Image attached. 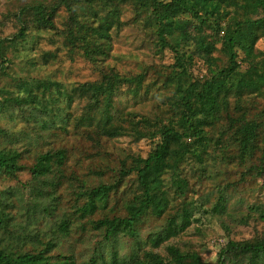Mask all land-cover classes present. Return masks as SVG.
Masks as SVG:
<instances>
[{"label": "trees", "instance_id": "obj_1", "mask_svg": "<svg viewBox=\"0 0 264 264\" xmlns=\"http://www.w3.org/2000/svg\"><path fill=\"white\" fill-rule=\"evenodd\" d=\"M62 8L67 53L81 54L99 78L68 85L10 72L15 57L31 70L46 67L35 58L38 38L57 30ZM15 16L17 34L0 38V176L18 179L28 170L31 180L21 183L30 186L24 199L0 191V264H215L194 249L171 243L164 255L159 248L192 226L196 192L185 163L202 173L225 170L215 212L234 204L242 178L264 180V0H33ZM126 26L143 34L156 57L170 52L173 63L112 64L114 37ZM41 55L47 63L58 57ZM129 103L152 104L153 112ZM6 114L26 129L3 125ZM69 137L90 143L92 154L69 147ZM122 138L154 145L110 165L103 143ZM69 200L71 210L50 225ZM244 202L232 207L239 222L264 224V203L246 213ZM149 216L165 223L142 240ZM125 238L135 243L130 255ZM229 256L264 264V232L230 241L217 264Z\"/></svg>", "mask_w": 264, "mask_h": 264}, {"label": "rangeland", "instance_id": "obj_2", "mask_svg": "<svg viewBox=\"0 0 264 264\" xmlns=\"http://www.w3.org/2000/svg\"><path fill=\"white\" fill-rule=\"evenodd\" d=\"M32 1L0 0V38H10L17 34L22 22L15 15L22 6ZM49 1L52 3L54 0ZM66 16V10L62 8L56 16L57 30L40 32L42 36L38 38L39 44L36 46L37 55L35 58L39 59V66L46 67L44 69L38 70L33 68L31 70L32 67L28 65V61L25 58L11 57L13 60L11 59L8 65L10 72L14 71L17 75L31 76L34 78L46 77V74H49L53 78L62 80L68 85L98 79L99 73L92 63L87 61L79 53L74 55L67 53V48L64 47V37L59 34L61 29L64 28L63 24ZM168 32V29H165V33ZM258 48L264 51V38L259 41ZM38 52H40V55ZM44 52L56 53L58 57L56 60L49 59V63H47L41 55ZM114 56L110 60L112 64H118L120 67L130 70H139L142 65H147L152 61L166 65L173 63L170 52L163 59L156 57L151 47L146 43L143 34L132 26H126L121 32L115 35ZM8 80L10 79L8 78ZM152 107V104L133 105V103H129L130 109H134L141 114H151L153 112ZM1 123L7 127L15 126L16 131L22 132L21 129H26L24 122H14L8 114L2 117ZM68 144L69 147H79V150H85L89 152L87 154H92L90 153L92 152L90 143L85 141L81 142L77 138L69 137ZM153 145L149 140L133 143L129 139L122 138L114 141H105L101 149L107 154V163L114 165L119 158L126 156L131 151L141 152L143 154L150 152ZM30 160L33 161V159ZM183 170L193 178L191 179V185L194 188V192H196L195 201L197 202V207L194 212L192 226L180 235V237L173 238L170 242L164 243L159 248L162 254H167L166 247L172 243L183 249H194L201 253V256L206 262L217 264L220 260L221 251L230 241L241 242L250 240L264 232V224L257 217L252 219L249 224L240 223V210L232 208L239 200H244L243 210L247 213L249 211V204L264 203V180L261 177H258L257 182L249 178L245 182L243 178L238 181L239 186H236L238 190L232 196V204H234H229L226 212H215L214 205L217 203L218 193L224 179L223 174L225 170L223 167L217 165L214 173H202V171L198 170L196 162L189 161L185 163ZM229 173L234 180L240 179L238 173L234 171ZM30 180L31 175L28 170L25 173H21L18 179L0 176V191L9 192V195L14 199H24L28 196L27 193H29L28 189H30V186L28 185V188L23 189L21 183L24 184ZM32 183L33 185L37 184ZM63 187L65 189L66 185ZM69 210H71L70 200L61 210L56 211L55 216L48 218L50 225L54 224L55 219L62 215V211L69 212ZM61 217L63 218V216ZM164 223L165 221L163 219H157L154 216L147 217L141 226V239L145 240L151 232L161 228ZM69 244H73V239L68 241ZM134 244L132 239L125 238L123 253L130 255L133 251H136ZM150 247L151 245L144 244V249H150ZM226 259L225 264H249L243 257L229 256Z\"/></svg>", "mask_w": 264, "mask_h": 264}]
</instances>
